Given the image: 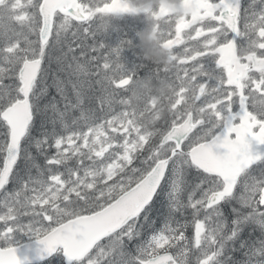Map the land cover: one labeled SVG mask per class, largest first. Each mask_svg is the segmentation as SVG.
Wrapping results in <instances>:
<instances>
[{"label": "snow or ice", "instance_id": "1", "mask_svg": "<svg viewBox=\"0 0 264 264\" xmlns=\"http://www.w3.org/2000/svg\"><path fill=\"white\" fill-rule=\"evenodd\" d=\"M0 264H264V0H0Z\"/></svg>", "mask_w": 264, "mask_h": 264}]
</instances>
